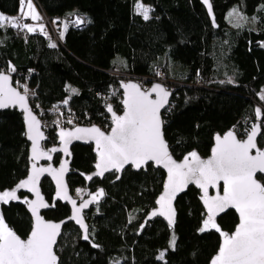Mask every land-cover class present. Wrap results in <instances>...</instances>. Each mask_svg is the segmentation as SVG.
Wrapping results in <instances>:
<instances>
[{
	"label": "trees",
	"instance_id": "trees-1",
	"mask_svg": "<svg viewBox=\"0 0 264 264\" xmlns=\"http://www.w3.org/2000/svg\"><path fill=\"white\" fill-rule=\"evenodd\" d=\"M35 2L56 33L65 16L83 13L89 18L85 29L67 28L55 48L49 46L54 43L50 30L44 35L8 25L0 29V69L11 74L21 90L23 86L32 90L27 96L43 123L46 148L56 145L55 132L61 125H96L107 131L108 106L122 112L121 82L135 80L145 88L161 77L173 91L162 117L164 136L176 159L193 151L207 157L216 134L234 130L244 139L257 122L262 129L258 142L264 147V105L259 98L264 90V0H211L215 24L200 0ZM138 2L152 9L149 19L135 11ZM235 5L247 23L234 25L227 18ZM20 7V0H0V14L6 17L20 15ZM12 66L15 72L10 71ZM68 86L77 94L67 91ZM59 162L58 155L54 164ZM95 162L92 145L72 148L69 187L72 192L87 188L97 199L85 215L87 240L75 225L64 227L56 247L59 264L210 263L223 236L215 228L200 231L205 212L198 190L190 188L178 198L174 226L160 218L147 223L145 217L155 206L165 174L148 165L146 170L128 168L120 178L113 173L87 185L85 176ZM5 165L14 171L12 183L0 185L1 193L29 169V143L23 116L16 109L0 114V168ZM260 180L264 184V178ZM41 188L51 204L43 216L54 221L67 218L70 209L54 202L50 180H43ZM100 190L102 196L97 195ZM28 198L21 194L17 202L0 205L4 223L23 239L32 228ZM237 224L233 211L216 223L228 234ZM162 251H167L164 261L158 258Z\"/></svg>",
	"mask_w": 264,
	"mask_h": 264
},
{
	"label": "snow or ice",
	"instance_id": "snow-or-ice-1",
	"mask_svg": "<svg viewBox=\"0 0 264 264\" xmlns=\"http://www.w3.org/2000/svg\"><path fill=\"white\" fill-rule=\"evenodd\" d=\"M211 12V4L204 0ZM20 16L6 17L0 14V29L6 25L12 28H20L28 33L39 31L47 35L43 24L33 25L22 23L23 19L39 21L42 19L36 12L32 0H20ZM27 9V10H25ZM152 9L142 3H137L135 11L141 14L145 20L149 19V12ZM235 11V10H234ZM229 15H232L231 13ZM74 23L78 26L85 23L84 19L77 18ZM65 29L67 24L64 25ZM63 35V34H61ZM50 47L55 48V43H50ZM11 72H15L14 66L10 67ZM231 83V81H229ZM125 88L126 99L123 100L125 108L123 115H116L111 106L107 110L112 113L114 127L109 134H105L99 128L90 129L76 128L74 132L61 131L60 139L65 147L62 151L67 152L66 138L82 139L80 133L87 134L95 140L99 153L100 163L96 165L100 171L97 175H103L105 171L115 169L121 170L126 164H131L137 169L146 165L149 161L156 164H163L168 171V181L165 185V192L160 196L157 203L160 205L158 212L154 211L152 216L157 214L166 216L169 225L174 223V210L171 201L178 191L183 190L188 183H194L203 190L204 204L207 206L208 217L203 222L201 232L209 227L215 228L223 236V244L218 255L212 264H264V184L255 179L256 173L264 174V150L257 148L255 137L260 125L253 124L246 140H238L232 131L223 137L216 136V147L212 150V157L202 160L193 151L185 157L183 163H176L168 152V145L163 138L162 120L160 110L168 103L170 92L162 85L155 84L151 90H141L140 85L129 83L122 85ZM67 91L77 94V90L68 86ZM25 92L27 88L25 87ZM152 93H156L158 98L151 99ZM264 100V94L260 95ZM68 103L67 100L64 101ZM19 106L26 112V122L28 127V138L33 140V159L39 156H51L39 151L38 138L43 134L39 132V121L33 115L27 105L26 95H22L11 86L10 76L0 73V108ZM257 116L261 110L255 109ZM71 123V121H69ZM256 154L252 155V150ZM53 148L51 151H56ZM190 157V158H189ZM66 170L62 166L59 171L51 168H36L32 165V175L19 184V188L31 185L30 191H36V184L39 174L43 172L55 173V178L59 191L57 196L67 198L73 205L74 214L70 219L74 220L84 229L83 239L87 240V225L81 216L83 208H87L90 203L97 199L92 197V201L83 202L80 207H76V201L67 196L66 186L62 182V175ZM91 179V177H88ZM223 181V194H220V182ZM209 186L216 189V194L209 196ZM80 190H78L79 192ZM35 202L26 201L35 216L34 228L27 240L21 239L4 223L0 216V264H58V257L54 252L56 238L60 235L61 225L44 221L39 215V208H46L39 192H36ZM103 195V190L97 194ZM16 191H4L0 193V202L7 203L9 200H16ZM228 208H234L239 213L240 223L235 232L229 235L222 232L215 223V216ZM96 245H94L95 247ZM170 247H175V238L170 241ZM161 253L159 259H163Z\"/></svg>",
	"mask_w": 264,
	"mask_h": 264
},
{
	"label": "water",
	"instance_id": "water-1",
	"mask_svg": "<svg viewBox=\"0 0 264 264\" xmlns=\"http://www.w3.org/2000/svg\"><path fill=\"white\" fill-rule=\"evenodd\" d=\"M201 4L203 5V7L205 8L211 22L213 24H215V16H214V12H213V7H212V3H211V0H208V2L211 4V12L209 11L208 9V6L204 3V0H200ZM0 73H4V74H8L10 76V82H11V86L16 88V90L18 92H20L22 95H26L24 92L21 91L20 88H18L15 84H14V80L11 76V74L7 73V72H4L0 69ZM129 83H134V84H138L140 85L141 87V90H144V91H149L151 90V88L155 85V84H160L162 86H164L169 92H170V95L168 97V103L164 106V108H162L160 110V118L162 120V133H163V138L165 140V142L167 143L168 145V152L169 154L171 155L172 159L176 162V163H183L184 162V159L185 157H188L189 155L185 156L184 158L182 159H176L171 150H170V147H169V144L168 142L166 141L165 139V136H164V122H163V112L168 108L169 104H170V101H171V98H172V95H173V91H171L170 89L167 88V86H165V84L163 83H159V82H153L149 85V87L147 89H144L141 84L138 82V81H134V80H129V81H123L121 82L120 84V91L122 93V112L119 114V113H116L114 112L113 108V112L116 114V115H123L124 114V111H125V108H124V105H123V100L126 99V96H125V88L122 87V85H125V84H129ZM27 97V105H28V108L31 109L33 115L36 116L37 120L39 121V132H41L43 134V137L42 138H38V145H39V151L40 152H45L47 153L48 155L51 156V159H48L46 156H39L37 159H33V153H32V148H33V140H30L28 138V127H27V122H26V112L19 106V104L15 105V106H9V107H6V108H0V114L6 110H14L16 109L19 113L22 114L23 116V122H24V128H25V135H26V139H27V142L29 143V169H28V172H27V175L22 178L21 180H19L15 185H13L12 187L10 188H7L5 191H16V195H17V199L16 200H9L8 202H17L19 200V196L21 194H24V195H27L29 198L27 199V201H32V202H35L37 200V195H36V192L38 191L39 194H40V197H42L44 203H46L48 205V207L46 208H39L38 209V213L39 215L44 219V221L46 222H50V223H59L61 225V228H60V235L57 236L56 238V244L54 245V252L56 254V256L58 257L57 253H56V247L58 245V242H59V239L62 235V232H63V229L66 225L68 224H73L75 225V227H77L82 235L84 236L85 232H84V229L80 227V225H78L74 220L70 219V217L74 214V209H73V205L71 204L70 200L67 199V198H60L57 196V192L59 191V188H58V185H57V181H56V178H55V173L53 172H43V173H40L39 174V179H38V182L36 184V191H30L29 188L31 187V185H29L28 187H25V188H19V184L22 182V181H25L27 180L31 175H32V165L35 164L36 168H51V169H55L57 171L60 170V168L62 166H65L66 167V170L64 171L61 179H62V182L63 184L66 186V190H67V196L71 198V200H75L76 201V207H80V205L85 202V201H92V197H89L87 199H84V200H79L78 198H75L72 191H71V188L69 187V184H68V177L70 175H72L74 172L72 170V166H71V162H72V148L76 145H92L93 146V151H94V154L96 155V162L94 164V170L85 176V181H86V184L88 185L92 180L94 179H104L107 175L109 174H113V173H116L118 175V177L120 178L121 175L123 174V172L125 170H127L128 168H131L132 170L138 172V171H141V170H146L147 166L148 165H152L155 169H158V170H161L164 174H165V180H164V183H163V187H162V190L161 192L158 194V196L156 197L155 199V206L154 208L146 215L145 217V222L149 223V222H152L154 221L155 219L157 218H160V219H163L164 221H166L168 223V219L166 216H161L159 214H157L156 216H152V213L154 211L158 212L159 209H160V205L157 203V201L159 200L160 196L164 194L165 192V185L167 184V181H168V171L167 169L163 166V164H156L155 162L153 161H149L146 165L142 166L141 168L137 169L135 166L131 165V164H126L121 170L117 171L115 169H111L109 171H105L103 173V175H97L96 173H98L100 171V169H98L96 167V165L98 163H100V158H99V153L97 151V147H96V143H95V140L91 139L87 134H84V133H80L78 135H81L83 136L82 139H75V138H66L69 140L68 144H67V152L65 151H62V149L65 147L64 145V142L60 139V132L63 130V131H70V132H74L76 128H82V129H90V128H93V127H96V128H99L102 132H104L105 134H109L112 130V128L115 126L114 125V122H113V118H112V113H110L108 110H107V114L111 120V127L109 130L107 131H104L102 130L100 127L96 126V125H93V126H83V125H79V126H75L73 128H59L56 132H55V136L57 138V143L56 145L54 146H51V147H45V143L47 142L48 140V137H47V134L43 128V123L42 121L40 120V118L37 116V114L35 113V111L33 110L32 106H31V103H30V100L28 98V96L26 95ZM158 96L156 93H152V96H151V99H157ZM256 124L260 125V122H257ZM229 131H232L234 133V135L237 137L238 140H246L247 139V136L244 138V139H241L237 136V134L235 133L234 130H229ZM229 131L225 132L224 134H216L214 136V139H213V146L211 148V151H210V154L207 156V157H202L198 154V156L202 159V160H208V159H211L212 157V150L216 147V136L219 135L221 137H223L224 135H226ZM261 133H262V129H261V125H260V130L257 134V136L255 137V143H256V146L257 148H259L260 150H264V147H261L259 145V138L261 136ZM53 148L57 149L56 151H51ZM252 155H255L256 154V150L253 149L252 150ZM60 156V162L58 165H55L54 164V159L56 156ZM190 158V157H189ZM88 177H91V179H88ZM260 177H263L264 178V174L260 173V172H257L256 173V176H255V179H257L258 182H260L261 184H263V182L260 180ZM45 179H48L50 180V182L52 183L53 187H54V195H53V200L54 202H59L63 205H67L70 209V215L65 218V219H62V220H59V221H54V220H47L44 216H43V213L48 211L50 208H51V204L49 203V201L46 199L45 195L43 194L42 192V188H41V184H42V181L45 180ZM190 188H195L196 190H198L200 192V201H201V204L203 206V209H204V212H205V220L207 219L208 217V211H207V206L204 204V200H203V190L201 188H199L196 184L194 183H188L187 186L181 190V191H178L174 197V199L171 201V206H172V209L174 210V223L172 225H169V226H174L176 220H177V210H176V203H177V200L179 197H181L182 195L186 194V192L190 189ZM220 194L222 195L223 194V181L220 182ZM209 196H213L216 194V189L213 188L212 186H209ZM95 203V201H93L92 203L89 204V206L87 208H83L82 209V212H81V216L83 218V221L84 223L87 225V235H88V232H89V227H88V224H87V221H86V213L89 211L90 207ZM26 209H27V212L29 213L30 217H31V220H32V228H31V231L29 233V235L27 236V238H25L24 240H27L34 228V225H35V216L33 215L32 213V210L29 206V203L26 202ZM230 211H233L236 213L237 217H238V224L237 226L235 227V229L238 227L239 223H240V218H239V213L234 209V208H228L226 209L225 211L223 212H219L216 214L215 216V223H217L218 219L220 217H222L224 214H226L227 212H230ZM169 224V223H168ZM235 229L232 233H230L229 235L233 234L235 232ZM21 238V237H20ZM23 239V238H21ZM223 239H221V242H220V246H219V249L220 247L222 246L223 244ZM219 249L217 251V253L213 256V258L211 259L210 263L209 264H212V261L214 260V258L218 255V252H219ZM58 264H59V257H58Z\"/></svg>",
	"mask_w": 264,
	"mask_h": 264
},
{
	"label": "rangeland",
	"instance_id": "rangeland-1",
	"mask_svg": "<svg viewBox=\"0 0 264 264\" xmlns=\"http://www.w3.org/2000/svg\"><path fill=\"white\" fill-rule=\"evenodd\" d=\"M25 2H27V0H25ZM141 3V2H139ZM32 4L34 5L35 7V10L36 12L40 15V17H42L41 20L39 21H32L31 19H27V20H30V24H33V25H39V24H43L44 25V28H45V32L48 34L49 30L52 32V34L54 35V32L56 33V30L54 28V25L52 24L51 26H49L45 21H44V17H43V14H42V11L40 10V8L37 6L36 2L34 0H32ZM143 4V3H142ZM145 5V4H143ZM146 7H148L147 5H145ZM27 10V9H25ZM235 10V11H234ZM232 14V15H229V14ZM141 15V14H140ZM149 16H150V12H149ZM229 17V20L234 24V25H242L243 23H245L247 20H246V17L244 16V14L239 10V7L238 5H235L228 13L227 15V18ZM246 20V21H245ZM248 22V21H247ZM246 22V23H247ZM64 22L61 23L60 25V30H57L58 33H56V36L54 35V43H59L63 37V35L61 34H64L65 30V27H64ZM39 32V31H37ZM43 34V33H42ZM264 45V44H263ZM162 78H157L154 82H159L161 83L162 82ZM135 81V80H134ZM149 83L145 86L144 89H147L149 87ZM25 87L27 88V92H25ZM24 93L26 95H31L33 92L32 90L27 87V86H23V89ZM21 90V91H22ZM261 94H264V90L259 94V98H260V95ZM261 100V99H260ZM263 105H264V100H261ZM65 104V103H64ZM262 105V106H263ZM62 106V105H61ZM61 128H64L63 125H61ZM14 169H13V166L12 165H5L3 167L0 168V185L1 186H8L12 183V173H13ZM78 190H80L78 192ZM1 193V191H0ZM74 197L75 198H78L79 200H84V199H87L89 197H93V196H96L95 194H91L89 189L87 188H84V187H78L76 189H74V191L72 192ZM97 197V196H96ZM2 202H0V205H1ZM212 229V227H209L207 230H210ZM206 231V230H205ZM175 238V237H173ZM161 253L164 254L163 256V259H159L161 261H164V258H165V255L167 253V251H162L160 252L159 254V257L161 255ZM158 257V258H159Z\"/></svg>",
	"mask_w": 264,
	"mask_h": 264
},
{
	"label": "built area",
	"instance_id": "built-area-1",
	"mask_svg": "<svg viewBox=\"0 0 264 264\" xmlns=\"http://www.w3.org/2000/svg\"><path fill=\"white\" fill-rule=\"evenodd\" d=\"M42 14H43V17H44V21H45L49 26H51L52 24H51L49 18L45 15V13H44L43 11H42ZM19 16H20V15H18L17 17H19ZM77 18L84 19V20H85V23L77 26V25L74 23V21H75ZM21 22H22V23H31L30 20L23 19L22 17H21ZM62 22H64V24H65V23L67 24V28H73V29H76V30H82V29H85V28L88 26V24H89V18H88V16H87L86 14H83V13H73V14H70V15H68V16L63 17V18H62ZM53 32H54V35L56 36L55 31H53ZM142 79L145 80V81L148 80L147 78H142ZM161 83L165 84L166 81H165V80H162ZM68 114H69V112H68ZM110 127H111V121H110V125H109L108 130L110 129Z\"/></svg>",
	"mask_w": 264,
	"mask_h": 264
},
{
	"label": "crops",
	"instance_id": "crops-1",
	"mask_svg": "<svg viewBox=\"0 0 264 264\" xmlns=\"http://www.w3.org/2000/svg\"><path fill=\"white\" fill-rule=\"evenodd\" d=\"M35 1V0H34ZM37 4V3H36ZM38 6V5H37Z\"/></svg>",
	"mask_w": 264,
	"mask_h": 264
}]
</instances>
